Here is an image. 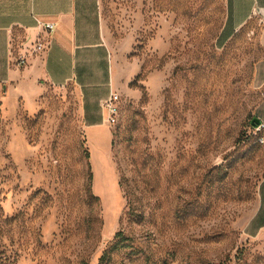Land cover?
Instances as JSON below:
<instances>
[{"label":"rangeland","instance_id":"rangeland-1","mask_svg":"<svg viewBox=\"0 0 264 264\" xmlns=\"http://www.w3.org/2000/svg\"><path fill=\"white\" fill-rule=\"evenodd\" d=\"M101 4L109 155L75 84H0V264H264L258 18L232 31L227 0Z\"/></svg>","mask_w":264,"mask_h":264},{"label":"crops","instance_id":"crops-1","mask_svg":"<svg viewBox=\"0 0 264 264\" xmlns=\"http://www.w3.org/2000/svg\"><path fill=\"white\" fill-rule=\"evenodd\" d=\"M227 8L232 31L258 18L264 50V0H227ZM37 18L54 22L55 29L48 33ZM39 38L48 46L33 52ZM116 72L101 0H0V84L9 91L18 86L14 80L24 77L56 86L75 84L88 142H103L108 155L112 132L101 101L118 91Z\"/></svg>","mask_w":264,"mask_h":264},{"label":"built area","instance_id":"built-area-1","mask_svg":"<svg viewBox=\"0 0 264 264\" xmlns=\"http://www.w3.org/2000/svg\"><path fill=\"white\" fill-rule=\"evenodd\" d=\"M38 25L42 27L48 33H51L56 24L52 21H44L37 18ZM48 44L42 38L37 39L35 45L33 47V52H41L46 49ZM26 62V57H20V63L24 64ZM120 93L118 91H111L108 97L104 98L101 101V108L103 112V118L106 123L115 124L118 121L119 113H120ZM264 128V120H262L261 124L257 126V130H262ZM260 141L264 142V136L260 137Z\"/></svg>","mask_w":264,"mask_h":264},{"label":"trees","instance_id":"trees-1","mask_svg":"<svg viewBox=\"0 0 264 264\" xmlns=\"http://www.w3.org/2000/svg\"><path fill=\"white\" fill-rule=\"evenodd\" d=\"M226 35L229 36V35H230V32H229V34L227 33ZM89 179H90V181L93 180V174H92V172H91V168H90ZM263 185H264V184H263ZM263 207H264V205H262V208H261V212H262V213H259V214H258L259 218L262 219V224H261V225L264 224V217H263V211H262V209H264ZM121 234L123 235V233L118 232V233L116 234V236H119V235H121ZM113 246H115L114 248H117L118 245H117V243H115ZM105 255H106V254H104V256H105Z\"/></svg>","mask_w":264,"mask_h":264},{"label":"water","instance_id":"water-1","mask_svg":"<svg viewBox=\"0 0 264 264\" xmlns=\"http://www.w3.org/2000/svg\"><path fill=\"white\" fill-rule=\"evenodd\" d=\"M262 122V119H260L259 117H254L253 120H252V123L255 124V125H259L261 124Z\"/></svg>","mask_w":264,"mask_h":264}]
</instances>
